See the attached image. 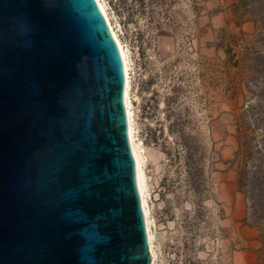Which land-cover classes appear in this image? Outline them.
I'll return each mask as SVG.
<instances>
[{"label": "water", "instance_id": "95a60500", "mask_svg": "<svg viewBox=\"0 0 264 264\" xmlns=\"http://www.w3.org/2000/svg\"><path fill=\"white\" fill-rule=\"evenodd\" d=\"M123 89L94 0H0V264H150Z\"/></svg>", "mask_w": 264, "mask_h": 264}, {"label": "rangeland", "instance_id": "374dc122", "mask_svg": "<svg viewBox=\"0 0 264 264\" xmlns=\"http://www.w3.org/2000/svg\"><path fill=\"white\" fill-rule=\"evenodd\" d=\"M103 1L131 59L157 264H264V225L243 220L235 158L243 118L257 130L264 122V75L250 72L246 84L235 63L260 45L259 28L239 0ZM181 132L203 154L201 199L183 177Z\"/></svg>", "mask_w": 264, "mask_h": 264}, {"label": "trees", "instance_id": "16d2710c", "mask_svg": "<svg viewBox=\"0 0 264 264\" xmlns=\"http://www.w3.org/2000/svg\"><path fill=\"white\" fill-rule=\"evenodd\" d=\"M138 1L143 3V0ZM236 6L250 14L256 24V29L259 28L255 35L260 38V45L256 46L252 43L245 47L241 57L235 61L242 80H245L247 84L250 72L264 75V49L262 48L264 42V0H239ZM222 42H224L223 39L217 45ZM226 53L228 57L234 55L229 46L226 48ZM250 55H254L252 62L255 63L248 68L242 64L247 60L250 61ZM256 105L261 106V100ZM257 125H262V129L257 130L256 127L251 126L246 117L243 118L239 149L235 153L237 189L244 194L246 200L243 220L249 225H264V122H258ZM180 141L183 153L184 180L191 193L201 199L204 186H206L203 154L199 152V144L196 142L195 136L181 132Z\"/></svg>", "mask_w": 264, "mask_h": 264}, {"label": "bare ground", "instance_id": "6f19581e", "mask_svg": "<svg viewBox=\"0 0 264 264\" xmlns=\"http://www.w3.org/2000/svg\"><path fill=\"white\" fill-rule=\"evenodd\" d=\"M99 7L107 26L111 32L112 37L115 40L117 45L122 65H123V74H124V89H123V103L125 107L126 114V123H127V133L129 139L130 150L134 159L135 166V181L140 198L141 208L144 216V223L147 235L148 248L150 252V264H157L156 257L157 254L153 248L154 241V232L151 228L152 220L150 219V211L148 206V184H147V175L145 171L146 157L144 155V147L141 144V141L137 137L138 131L136 130L135 122V112L133 110V103L131 97V59L128 53L127 47H125L122 41L119 38L117 31L114 29V26L111 23V19L108 16L106 11V6L103 0H94ZM111 20V21H110ZM136 98V97H135ZM134 98V99H135Z\"/></svg>", "mask_w": 264, "mask_h": 264}]
</instances>
